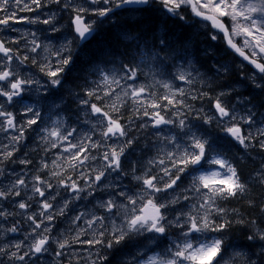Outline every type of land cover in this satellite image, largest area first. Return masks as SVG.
I'll use <instances>...</instances> for the list:
<instances>
[{"label":"snow or ice","instance_id":"1","mask_svg":"<svg viewBox=\"0 0 264 264\" xmlns=\"http://www.w3.org/2000/svg\"><path fill=\"white\" fill-rule=\"evenodd\" d=\"M85 2L87 7L78 0H0V26H3L0 31L4 28L19 31L11 25L27 23L47 25L49 28L45 30L60 32L61 29L56 26L55 13L44 18L42 14L19 15L40 12L49 4H55L71 13L74 38L83 44L98 34L97 20H88L86 23L87 17H97L103 26L124 12L153 14L157 11L153 7L154 0ZM156 2L162 5L166 14L178 21L187 24L181 12L184 9L190 10L202 22H208L215 30L210 39L216 41L222 34L221 39L227 47L254 67L256 72L249 79L256 89L264 92V0ZM224 18L229 23L226 24ZM141 23L136 21L132 27H139ZM125 39L134 41L140 49L139 62H134L133 57V61L121 62L119 68L108 70L95 64L93 71L98 79L92 81V86L86 88L82 96L70 86L67 89L78 105L83 106V123L90 125L88 132L67 125L59 112V118L52 120L51 110L60 106L49 103V96L42 97L43 107L48 113L47 120L39 107L26 102L30 98L26 93L39 95L41 89L45 88L53 90L52 99L62 100L60 92L69 85L67 76L76 70L72 40L65 38L59 46H54L50 42H41L37 32L31 30L21 32L12 40L0 39V132L15 133L8 137L12 150L4 146L0 152V165L12 159L14 153L19 151V145L27 139L25 133L32 130L43 133L39 141L47 145L43 149L45 154L53 149L61 150L57 158L67 164V169L75 172L86 164L90 166V174L81 172L77 180H73L72 175L64 177L63 171H50L51 177L57 178L55 184L42 179L39 174L32 177V196L16 202V207L25 210L19 214L31 222L30 231L24 240L0 245V257H6L11 264L17 261L35 264L55 245L54 254L58 264H64L60 258L65 256L68 264H81V261L84 264H111L107 250L133 237L142 236L155 247L140 248L123 264H257L254 256L258 257L259 264H264V217L257 223L256 219L243 216L239 209L227 207L229 202H239L241 199L249 207L256 206L255 201L249 198V179L264 188V166L254 177L242 179L238 160L234 163L236 158L218 151V140L221 138L213 137L211 132V127L215 125L225 134L223 139H230L244 150L258 146L264 151V126L256 128L255 132L251 131L255 124V113L249 109L247 114L241 115L235 105L230 107L223 99L235 89L221 91L213 97L209 92L195 88L194 85L207 86V81L193 61L186 57H181L185 63L176 65L175 72L168 73L169 78H165L163 68L176 53L174 41L168 40L167 34L158 40L159 51L155 50V46L145 51L138 36L126 35ZM21 41L24 42L22 45ZM11 44L18 47L7 46ZM185 48L187 50V46ZM29 60L47 78L45 82L30 73L21 74L20 68ZM216 71L226 73L228 65H220ZM257 73L262 82H257ZM175 81L183 82L187 87H181ZM204 99L211 102L213 115L205 112L203 107L196 108L193 103H189L190 100ZM39 103L41 101H37ZM125 112L130 113L127 118ZM137 119L143 123L135 127H151L158 131L153 134L157 141L156 155L147 160L139 174L135 166L131 168V179L136 182V187L112 191L106 200L97 201L96 207L103 211L102 215L90 210L72 217L71 224L77 226L75 235L69 237L61 233L60 236H53V221L65 215L69 204L80 199V193L92 189L88 192V195H92L97 186L101 191L113 188L106 179L112 173L129 175L123 170V163L127 161L122 163V157L126 149L136 142V137L129 134L134 131V120ZM48 121H51L50 126H42ZM165 126L178 131L165 134ZM97 133L100 139L94 140ZM110 140L117 142L110 144ZM102 148L105 150L99 156L92 154V150ZM62 153L70 155L65 157ZM97 159L103 162L101 166L91 167V162ZM31 162L28 159L19 160L22 165ZM52 164L56 168H64L57 160H53ZM46 169H49V164L41 159L38 171ZM3 175L4 170L0 167V176ZM79 180H85L84 187L80 186ZM28 188L26 180L18 176L9 188L0 190V200L20 197L21 192L26 193ZM58 188L76 195L54 206L53 202L60 195L55 190ZM37 195L42 198L37 201L40 211L28 214L27 209L31 205L27 201ZM260 211L264 213V202L260 205ZM14 215L17 213L0 207V219L6 221ZM235 226L251 231L247 235V240L253 242L247 246L251 254L245 251L229 253L230 247L237 246L226 245L225 236ZM6 231L16 233L19 228L14 224ZM26 240L29 241L27 244ZM74 245L83 246L86 255L66 251Z\"/></svg>","mask_w":264,"mask_h":264},{"label":"trees","instance_id":"2","mask_svg":"<svg viewBox=\"0 0 264 264\" xmlns=\"http://www.w3.org/2000/svg\"><path fill=\"white\" fill-rule=\"evenodd\" d=\"M120 10H118L119 12ZM139 14V15H138ZM129 13L124 12L121 15L116 16L113 21L107 22L103 24V26L100 25V22L96 26L97 28V35H95L92 39L84 43L83 45L75 44L73 47V59L76 64V70L72 72L71 74H68L67 78L69 81V85H66L64 89L61 90L60 96L66 97L69 100H73L74 97L70 92L67 90L70 86L74 91L75 90H82L84 91L86 88H90L92 86L93 76L95 72L93 71V67L95 64H99L101 67H103L105 70H108L112 67H116V63L125 60V63H128L129 61H133V54L135 50V54L138 58L139 51L136 47V44L134 41L130 39H125V36H138L141 42V45L145 51H147L150 47L155 46V50L159 51V46L157 45L158 39L156 36L163 33L164 29H161L163 26H168V31L171 32L169 35L170 37L174 38V44L179 46L180 49L178 51L181 52V49L184 53H191L192 50H194L193 46L187 47V50L185 48V45H183L187 38L189 37L190 44H192V41L195 42L196 48L200 50L202 47L207 48L211 53H213L215 50L220 53L223 58L225 59V50L221 47V44L217 40V42L213 43L210 42L207 38H204V43L199 44V40L202 39L196 38L191 33V27H189L188 23L185 26L178 20L174 19H167L168 24H165V21L163 20V17L161 15H157L156 12L153 14H147V13ZM117 20V21H116ZM136 21H142L143 23L140 24L139 27L133 28L132 24ZM173 34V35H172ZM172 35V36H171ZM179 37V39H178ZM182 40V43L180 41ZM185 40V41H183ZM151 43H154L151 44ZM164 55V53H162ZM135 57V55H134ZM229 68L230 71L227 74V76H224L221 79H216L214 81H208L207 78L205 81H207V88H211L210 95H214L215 92H219V89H227L232 88L237 82H239L240 76L243 74L240 67H237V63L235 59L231 56V59L229 58ZM115 62V63H113ZM36 68V67H33ZM38 69V68H37ZM143 79V78H141ZM60 98H56L55 100H58ZM208 99H205L207 101ZM68 101V100H67ZM209 101V100H208ZM71 106V105H68ZM262 109L264 110V105H261ZM125 115V114H124ZM128 114L125 115L127 118ZM36 131L29 130L25 133L27 139H33ZM136 136V142L131 146H136L135 148L140 147L143 149L147 154L156 155L155 150L153 149L154 144L156 143V140L151 138L149 132L145 133V129H136V131L133 132ZM133 136V135H130ZM24 144V141L21 143V145ZM28 147H30L29 152H25L22 149L19 148V151L15 152L12 159L5 161L4 165H0V167L3 168V170L11 169L10 166L16 167V162L18 161L17 155L23 154L25 156V159L31 160V164L29 166L31 168H37L38 163L35 161V156L37 151L35 143L31 144L27 142ZM138 146V147H137ZM130 147V148H131ZM153 149V151H152ZM136 157V156H135ZM128 157H125V160L127 161L126 164L131 163L128 161ZM15 160V161H13ZM124 160V161H125ZM140 164L142 165V162L140 161ZM8 167V168H6ZM12 167V168H13ZM27 167V166H25ZM124 168V167H123ZM130 170V169H129ZM140 172V171H139ZM183 179V178H182ZM186 184V180L184 181ZM255 196V197H254ZM263 195H260V197ZM258 195H255L254 193H251L250 199H253L255 201V198H257ZM256 203V201H255ZM237 206V209H239L240 213L249 219H256V212H259V209H256L254 207H249L247 202L243 199H241L238 204L235 202ZM240 205V206H239ZM233 208V207H229ZM252 212V213H251ZM14 224L17 225L19 230L25 229V223L22 224L19 220H14ZM13 224V225H14ZM12 225V226H13ZM231 235H234L238 240L241 241V244L243 242L248 243L246 246L251 245L253 242L247 240V235L251 234V231L247 228L241 227V226H235L232 231H230ZM133 243L131 239L125 241L123 244L114 247L112 250H107L106 254L109 256V260L111 261V264H123L122 255L120 254L119 250L122 251H128L129 246ZM245 252H249L248 247H244L241 249ZM251 251H256V249H252ZM249 254H251L249 252ZM253 259H257L258 257H253Z\"/></svg>","mask_w":264,"mask_h":264},{"label":"rangeland","instance_id":"3","mask_svg":"<svg viewBox=\"0 0 264 264\" xmlns=\"http://www.w3.org/2000/svg\"><path fill=\"white\" fill-rule=\"evenodd\" d=\"M25 31H26V29H25ZM10 134H14V133H8V135H7V138H6V140L8 141V143H9V139H8V137H9V135ZM3 144L4 143H0V145L3 147ZM98 150V149H97ZM97 161V163L95 164V165H91V167H100L101 166V164L103 163L101 160H99V159H97L96 160ZM86 174H90V167H89V165H88V171L87 172H85ZM112 177V175H110V176H107L106 177V179H107V182H109V180H110V178ZM14 180L13 179H8V186H10L11 185V183L13 182ZM27 182H28V180H27ZM135 182V181H134ZM110 183V182H109ZM80 186L81 187H84L85 186V180H82V184H80ZM114 186V185H113ZM96 189H99L100 190V188L97 186V188ZM89 191H92V189H88L87 190V192H89ZM93 194H94V192H93ZM87 195H88V193H87ZM73 196L71 195V194H68V195H66V196H64L63 197V199H61V200H57L56 201V205H60V204H62V202H63V200H65V199H71ZM87 203H88V200L86 199V197H83V203H82V205H80V207H81V209H83V211H90V209L91 210H93L94 212H96V214H98V215H102L100 212H98V211H96L92 206H90V208H88V205H87ZM80 207H77V206H74V208L75 209H80ZM77 214H75L74 216H76ZM73 216V217H74ZM1 226V225H0ZM25 235V234H24ZM26 236V235H25ZM5 238V241L4 242H2V238ZM25 239V237H23V238H18V237H13V238H11V239H9V237H5V234H4V231H3V229L2 228H0V245H2V244H5V243H17V242H19V241H21V240H24ZM29 240H30V238H29ZM29 241L28 240H26L25 241V243L27 244ZM12 250H15V249H12ZM66 251H68V252H75V253H77V254H79V250L77 249V248H75V247H73V249H71V250H66ZM48 253H50V252H48ZM65 257H67V256H65ZM37 262V264H58V258H56V256H55V258L53 257L52 259H50L48 256H41L39 259H38V261H36ZM4 264H11V262H9L8 261V259L5 257V259H4ZM15 264H21V262H15Z\"/></svg>","mask_w":264,"mask_h":264},{"label":"flooded vegetation","instance_id":"4","mask_svg":"<svg viewBox=\"0 0 264 264\" xmlns=\"http://www.w3.org/2000/svg\"><path fill=\"white\" fill-rule=\"evenodd\" d=\"M41 10H44V8L43 9H41ZM62 11H64V12H68V11H65V10H62L61 8L58 10V12L57 13H61ZM35 13H39V12H30V14H35ZM58 15V14H57ZM64 19H66V21H67V24H69V17H64ZM43 24H41V26H42ZM57 25V24H56ZM1 27V26H0ZM70 27V26H69ZM68 27V28H69ZM49 28V26H47V25H43V28H41L40 27V33L42 34V42H44V40L47 38L48 40H50V34L48 33V32H50V30H45V29H48ZM68 30V29H67ZM52 44V43H51ZM21 45H22V43H21ZM7 46H10V47H13V48H16V47H18L17 45H7ZM22 54H23V52H22ZM13 62H15V61H13ZM27 66L25 65V66H23V68H26ZM38 76V75H37ZM27 101H28V99H27ZM26 101V102H27ZM42 107V106H41ZM44 145L43 144H38V147H43ZM56 151V149H53V150H51L50 151V153L51 152H55ZM38 168H40V165H38ZM40 171H38V173H39ZM42 172H45V170L44 171H42Z\"/></svg>","mask_w":264,"mask_h":264},{"label":"bare ground","instance_id":"5","mask_svg":"<svg viewBox=\"0 0 264 264\" xmlns=\"http://www.w3.org/2000/svg\"><path fill=\"white\" fill-rule=\"evenodd\" d=\"M71 94V93H70ZM69 99V98H68ZM255 197V196H254ZM252 213V212H251ZM249 219H250V217H249Z\"/></svg>","mask_w":264,"mask_h":264}]
</instances>
